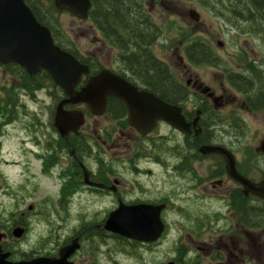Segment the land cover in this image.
I'll list each match as a JSON object with an SVG mask.
<instances>
[{"label":"flooded vegetation","instance_id":"af4514ba","mask_svg":"<svg viewBox=\"0 0 264 264\" xmlns=\"http://www.w3.org/2000/svg\"><path fill=\"white\" fill-rule=\"evenodd\" d=\"M230 15L228 17L223 14H210L211 18L218 24L221 33L216 34V36L208 35L190 40V47L195 42L201 44L198 47H200L199 52H203V59L192 58L190 60L185 56V46L177 48L176 51H180L183 56L179 59L180 78H177L170 67L153 52L157 46L162 45L164 27L160 26L149 15L158 30L155 31V38L148 50H150L155 61L168 67L176 85H180L185 92L177 105L174 106L180 109L181 115L188 125L187 133H182L158 121L151 134L156 133L160 128L168 129L171 134L170 136L159 134L151 140V134L143 136L130 127L127 107L115 97H108L104 114L100 117H94V119L105 118L120 133L129 130L136 134L141 142V147L136 150L132 149L129 159L126 160L131 166L129 170L132 173L145 178L150 174L152 175L151 170L155 169L161 175H169L173 187L179 192L173 198L182 197L186 192H192L187 197L195 205H187L184 199L185 201L183 200L180 206H176L172 199L164 197L159 190V193L154 191L158 195L153 199H144V196L130 198V195L127 196L126 194V182L123 183V188L120 191V180L114 178L112 171L113 162L116 160L114 158L113 162L108 159V161L105 160L99 146L107 144V135L111 129H101L92 135H84L80 130L78 133H69L65 138H62L53 126V136L48 137L50 142H46L45 154L36 155L43 162L41 172L44 174L47 169L52 166L55 167L59 163L60 166L65 167L63 170L60 168L58 175L63 180L55 209L63 211L68 203L70 205L76 194L92 196L97 199V202L109 200L112 209L105 212L102 221L81 223L70 234H64V230L60 229L57 233V240L52 241L51 246L42 252H25L18 248L22 242H26L31 234V230L26 224L19 220H11L10 222L0 220V262L18 264L30 263L38 259L51 262L58 261L61 251L68 250L75 243L77 248L68 255L65 264H119L121 261L126 264L127 255L137 259L141 250L150 252L160 245L167 229V224L163 221L162 215L171 206L177 207L176 210H180L181 213L186 212V214L192 213L194 209L195 212L199 213L197 215L206 217L207 213L202 204H208L209 207L212 202L220 205L228 201L227 209L234 212L237 227L250 233H258L264 230V218L259 220L257 216L262 214L264 217V212L260 211L264 207V199L244 193V187L229 176L227 161L222 155L203 153L200 150L202 147H219L233 159V166L237 175L252 184L264 182V25L258 21L256 24L245 21L242 23L244 17L233 13ZM187 16L190 19L188 14ZM238 19L241 21H237ZM235 20L237 22H233ZM96 32L98 33L97 29ZM99 36L100 38L93 39V43L102 48H110L116 51V55L111 67H103L97 55L84 57L85 62L95 61V75L103 69L108 70L124 79L138 92L149 93L156 99L165 102L157 93L151 91L136 78L137 76L129 67L128 52L126 51V69H124L122 67L124 56H121V52L106 44L102 36L100 34ZM221 36L224 37V42L217 40ZM239 38H244L242 44L233 42ZM229 43L230 46L225 48L226 53L221 55L220 50H224L223 45ZM193 49L189 48L192 55L196 52H192ZM217 49L218 51H216ZM8 66L10 64H0V68L6 70L10 75L6 69ZM87 66L89 67V65ZM202 70H209V72H205L204 79L207 77L206 82L201 81ZM208 73L210 78H208ZM12 74L10 76L17 79ZM183 78L185 81H181ZM85 84L86 80L76 90H80ZM63 98L65 97L63 96ZM110 99L117 102L116 106L119 103L122 106V123L114 120V116L107 111ZM79 107L83 112H88L85 105ZM54 115L55 113H53V120ZM250 120L256 124V128L251 127ZM163 140L165 142L162 144L161 141ZM96 156L101 158L94 160ZM156 186L155 182L152 187L158 189ZM141 205L155 207L165 205L161 214L165 231L156 242L140 243L105 230V222L111 213L120 207H123L126 212V207ZM209 225V222H204L198 226L209 231L210 228L207 229ZM60 232L63 233L59 234ZM216 252L221 255L219 248L216 249ZM194 257L198 261L201 260L197 256ZM194 257H191L190 252L188 254L187 249H179L171 262L178 264L179 261L186 264ZM98 258L104 262L98 261ZM83 259H87V262Z\"/></svg>","mask_w":264,"mask_h":264},{"label":"rangeland","instance_id":"374dc122","mask_svg":"<svg viewBox=\"0 0 264 264\" xmlns=\"http://www.w3.org/2000/svg\"><path fill=\"white\" fill-rule=\"evenodd\" d=\"M141 1L151 18L164 27L162 45L153 50L154 54L180 78L179 59L183 56L180 51H176L177 48L188 42L187 40L221 33L218 24L210 16L211 10L199 8L189 0ZM190 10L199 14L198 23H193L188 18ZM54 19L56 30L59 34L67 36L71 42L70 47L80 56L97 55L103 67L112 66L116 51L93 43V39L100 36L90 22L80 21L65 12L55 14ZM217 40L224 42V37L221 36ZM243 40L244 38H239L233 42L242 44ZM227 46H230V43L223 45L221 55L226 53ZM205 72L209 70L201 71V81L204 82L207 80V77L204 79ZM26 94L19 88V80L0 68V100L8 104V109L13 108L4 119H0V220H19L26 224L31 234L18 248L25 252H42L51 246L52 241L57 240L60 229L64 230V234H70L81 223L100 222L105 212L112 208L109 200L97 202L92 196L76 194L63 211L55 209L63 180L58 175L60 168L63 170L65 167L59 163L47 169L44 174L41 172L43 162L38 155L45 154L46 142H50L48 137L53 136L56 90L46 85L41 90ZM250 124L253 128L257 127L251 120ZM101 129H111V133L107 135V144L99 146L105 160H116L113 162L112 171L114 178L120 180V191L126 182V194L130 195V198L144 196V199H153L161 191V194L172 199L176 206H180L184 199L187 205L193 203L187 197L192 192L173 198L179 192L173 187L169 175H161L152 169L153 174L144 178L129 170L131 166L126 160L129 159L132 149L141 147V142L133 131L120 133L105 118L86 117L81 133L92 135ZM159 134L170 136L171 133L166 128H160L150 135V139L153 140ZM164 142L161 141L162 144ZM100 158L96 156L94 160ZM155 182L158 189L152 187ZM227 203L228 201L218 205L212 202L209 207L208 204H202L207 213L206 217L197 215L199 213L194 209L192 213L186 214L171 206L162 215L167 229L160 245L150 252L141 250L137 259L127 255L126 264H168L179 249H187L191 257H199L203 264H264V230L258 233L241 230L236 226L234 212L227 209ZM204 222H209V231L198 226ZM61 233L63 232L59 234ZM217 248L220 249L221 255L217 254ZM97 260L101 261L99 258ZM83 261L87 262V259ZM119 264L124 263L121 261Z\"/></svg>","mask_w":264,"mask_h":264},{"label":"water","instance_id":"95a60500","mask_svg":"<svg viewBox=\"0 0 264 264\" xmlns=\"http://www.w3.org/2000/svg\"><path fill=\"white\" fill-rule=\"evenodd\" d=\"M58 11H65L80 20H87L91 9L89 0H53ZM193 16L194 13L190 12ZM16 64L29 76L41 71L48 74L53 83L66 96L55 108L53 126L62 138L77 133L84 125V115L78 110L65 107L84 104L93 116H101L106 109V100L112 96L122 101L129 113V125L142 135H147L162 121L182 133L188 132L178 107L170 106L149 93L137 92L122 78L102 70L91 76L79 91L83 76L89 74L87 66L79 63L71 54L57 47L48 28L40 25L24 0H0V64ZM203 153L222 155L227 161L228 174L232 180L244 187V193L264 199V182L252 184L235 173L233 159L219 147H202ZM165 206L120 207L111 213L105 230L128 240L140 243L156 242L164 231L160 219ZM77 248L74 245L62 250L58 261L34 260L18 264H65L69 254ZM0 264H9L0 262Z\"/></svg>","mask_w":264,"mask_h":264},{"label":"trees","instance_id":"16d2710c","mask_svg":"<svg viewBox=\"0 0 264 264\" xmlns=\"http://www.w3.org/2000/svg\"><path fill=\"white\" fill-rule=\"evenodd\" d=\"M28 8L33 13L39 24L47 27L54 39V42L62 50L69 52L82 64H87L91 68L92 74L96 73L95 61L85 62L70 47L64 34L59 32L54 26V15L60 12L54 8L53 0H24ZM91 10L88 14V20L98 30L103 40L109 46L118 49L121 56H124L122 67L126 69V51L128 52L129 67L151 91L157 93L167 104L177 105L180 97L185 94L181 86L176 85L175 80L165 64L155 61L150 53L149 47L155 38V31L158 30L156 25L149 18L141 0H89ZM204 8L216 11L214 14H223L231 16L233 13L244 17L242 21L246 23H255L258 21L264 25V0H193ZM219 1V2H218ZM222 5H221V3ZM225 3V4H224ZM247 3V4H246ZM231 4V5H229ZM234 5V6H233ZM238 11L233 12V11ZM228 18V17H227ZM249 20V21H248ZM56 23V22H55ZM251 27V26H250ZM255 27V26H254ZM252 29V28H250ZM153 31V32H152ZM185 45V56L188 59H203V52L200 51L199 42H195L190 47L187 42ZM189 48L194 55L190 54ZM196 56V57H195ZM10 75H14L19 80V88L32 94L46 85L56 90L54 96L55 102H59L62 98L61 91L53 84L51 78L45 73L30 77L20 67L12 64L6 68ZM110 99L108 102V112L114 117V120L122 123V106L120 103ZM8 109V104L0 100V118L4 119ZM120 115V116H119ZM264 212V207L260 210ZM259 220L263 219L262 214L257 215ZM131 255H134L133 253ZM191 261V262H190ZM186 264H201L198 260H190ZM178 264H184L178 261Z\"/></svg>","mask_w":264,"mask_h":264},{"label":"bare ground","instance_id":"6f19581e","mask_svg":"<svg viewBox=\"0 0 264 264\" xmlns=\"http://www.w3.org/2000/svg\"><path fill=\"white\" fill-rule=\"evenodd\" d=\"M216 1V0H215ZM251 1V0H250ZM219 2V1H218ZM221 3V2H220ZM225 4V3H224ZM247 4V3H246ZM221 5H222V3H221ZM229 5H231V4H229ZM234 6V5H233ZM233 12H238L237 10L236 11H233ZM238 14V13H237ZM229 17V16H228ZM234 17V16H233ZM233 22H237L236 20L235 21H233ZM240 22V21H239ZM236 24H238V23H236ZM240 25V24H239ZM242 25V24H241ZM241 27V26H240ZM251 28V27H250ZM260 29V28H259ZM153 32V31H152ZM155 35V34H154ZM262 37V36H261ZM205 50V49H204ZM124 80V79H123ZM125 81V80H124ZM26 92V91H25ZM27 94L29 93V92H26ZM26 94V95H27ZM117 99V98H116ZM120 101V100H119ZM206 120V119H205ZM211 120V119H210ZM207 123H209V122H207ZM238 130V129H237ZM191 262V261H190Z\"/></svg>","mask_w":264,"mask_h":264}]
</instances>
